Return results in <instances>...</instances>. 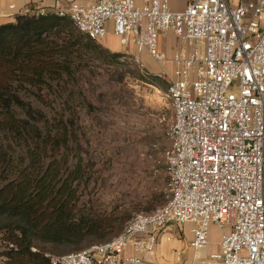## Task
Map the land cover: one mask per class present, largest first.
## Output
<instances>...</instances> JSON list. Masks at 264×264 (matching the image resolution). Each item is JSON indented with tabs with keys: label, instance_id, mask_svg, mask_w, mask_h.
<instances>
[{
	"label": "built area",
	"instance_id": "obj_1",
	"mask_svg": "<svg viewBox=\"0 0 264 264\" xmlns=\"http://www.w3.org/2000/svg\"><path fill=\"white\" fill-rule=\"evenodd\" d=\"M172 2H184L185 8L174 9ZM49 14L69 18L96 44L114 34L123 58L140 68L144 53L159 65L166 62L162 33L203 45V54L177 50L175 75L158 76L168 83L174 114L167 132L165 204L136 214L106 243L48 256L51 264H140L122 259L137 236H150L138 244L150 254L157 233L185 224L196 226L192 247L197 251L209 245L212 225L222 231L221 251L213 260L264 264V0L237 5L230 0L57 1ZM7 261L2 257V264Z\"/></svg>",
	"mask_w": 264,
	"mask_h": 264
},
{
	"label": "rangeland",
	"instance_id": "obj_2",
	"mask_svg": "<svg viewBox=\"0 0 264 264\" xmlns=\"http://www.w3.org/2000/svg\"><path fill=\"white\" fill-rule=\"evenodd\" d=\"M230 2L237 5L240 0ZM162 35L164 47L187 53L199 49L203 54V45H189L181 39L174 42L168 32ZM109 47L116 53L124 51L116 44ZM120 55L115 58L105 51L84 53L82 59L74 61L68 84L53 83L51 90L43 91L46 103L38 99V91L22 92L26 105L52 124L63 117L68 130L76 135L78 142L71 143L69 170L62 176L68 178L83 160V179L74 188L79 190L87 214L117 221L113 230L94 233L79 245L42 247L48 256H63L106 243L120 234L136 214L153 212L166 202L167 132L174 121L167 98L168 83ZM236 89L233 86L232 91ZM27 110L14 109L21 120H29ZM38 126L47 128L44 124ZM16 152V159L23 160L25 151L17 148ZM1 225L14 223L0 219ZM6 232L0 234V254L6 250L2 242Z\"/></svg>",
	"mask_w": 264,
	"mask_h": 264
},
{
	"label": "trees",
	"instance_id": "obj_3",
	"mask_svg": "<svg viewBox=\"0 0 264 264\" xmlns=\"http://www.w3.org/2000/svg\"><path fill=\"white\" fill-rule=\"evenodd\" d=\"M97 45L69 18L49 13L27 14L0 26V219L14 223L0 226V234L7 230L2 240L6 250L0 254L6 264H51L42 247L79 245L116 225L115 218L92 217L82 206L74 188L83 179L82 159L74 173L62 176L71 164V143L78 142L64 118L50 123L21 96L35 90L46 103L43 91L53 83L68 84L76 59L87 52L110 53ZM16 107H27L29 120H21ZM17 148L25 151L23 160L16 159Z\"/></svg>",
	"mask_w": 264,
	"mask_h": 264
},
{
	"label": "crops",
	"instance_id": "obj_4",
	"mask_svg": "<svg viewBox=\"0 0 264 264\" xmlns=\"http://www.w3.org/2000/svg\"><path fill=\"white\" fill-rule=\"evenodd\" d=\"M57 1H61L64 5L71 3L83 5L89 2V0H0V26L12 24L16 18L27 14H35L37 12L42 14L50 13L54 10ZM172 8L182 10L185 8V3L172 2ZM171 34L174 42L179 41V38L174 33ZM164 37L165 35L160 37V50L166 56L164 64L159 65L147 53L140 55L144 68L155 77L159 76L162 71L174 76L178 69V66L172 63V58L177 50L171 47H164L166 46L162 41ZM109 44L121 46L120 39L112 33L99 45L113 54H122L124 52L116 53L112 51ZM120 49L124 50L122 46ZM195 227V224L168 226L155 235V248L150 254L138 247L139 243H148L150 236L139 235L126 247L122 259L140 260V264H222L212 259L214 255L221 251L222 231L217 226L212 225L209 233V245L197 251L192 247L193 229Z\"/></svg>",
	"mask_w": 264,
	"mask_h": 264
}]
</instances>
